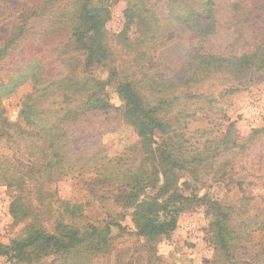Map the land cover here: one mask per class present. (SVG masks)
Wrapping results in <instances>:
<instances>
[{
    "label": "rangeland",
    "instance_id": "rangeland-1",
    "mask_svg": "<svg viewBox=\"0 0 264 264\" xmlns=\"http://www.w3.org/2000/svg\"><path fill=\"white\" fill-rule=\"evenodd\" d=\"M171 1L85 0L82 5L87 8L108 10L100 41L105 52H98L85 68L86 49H62L69 38L73 40L71 26L63 23L66 28L60 33L51 27L65 0H0V46L22 18L34 22L13 54L14 61L33 55L50 79L64 76L65 66L74 63L70 67L77 77H83L84 70L104 85L112 106L88 114L81 123L62 125L71 144L69 156L86 168L58 175L43 165L34 166V126L20 116L23 101L34 91L30 78L1 98V114L15 124L9 139L0 138V248L8 254H0V264H222L214 262L207 239L211 221L207 209L215 201L246 208L243 219L252 233L245 241L253 249L260 248L264 240L257 229V222L264 221V70L194 76L191 57L195 53L237 56L251 50L255 40H264V0H241L243 8L237 12L232 5L238 0H214V28L205 37H197L192 28L172 17L170 11L176 6ZM71 2L72 12L82 6L80 0L67 4ZM138 9L153 17L154 37L142 33L136 17L124 27L126 13ZM35 10L42 16H35ZM201 20L204 26L210 23ZM84 42H89L88 37ZM63 52L66 57H61ZM13 67L7 64L6 72ZM1 79L6 82L4 74ZM125 80H132L137 88L146 86L151 103L162 98L156 114L167 124L164 132L147 137L128 121L116 91ZM168 151L180 167L160 158ZM131 175L137 180L131 179L125 188L121 184ZM174 193L195 196L176 214L174 228L166 235L142 232L134 216L137 205L155 198L164 206ZM157 216L165 219L161 211ZM90 226L108 228V247L102 253L83 245L81 252L66 255L56 247L64 229L81 235ZM32 228L53 236L51 246L17 254L12 247ZM14 253L19 257L13 258Z\"/></svg>",
    "mask_w": 264,
    "mask_h": 264
},
{
    "label": "trees",
    "instance_id": "trees-1",
    "mask_svg": "<svg viewBox=\"0 0 264 264\" xmlns=\"http://www.w3.org/2000/svg\"><path fill=\"white\" fill-rule=\"evenodd\" d=\"M69 1L65 0L66 4H64L62 11L55 16L54 24L51 27L55 33H60L66 28L62 26L63 23L71 26L73 40L69 38L68 43L62 49L72 48L74 51L86 49L88 52L84 59V67L87 68L92 64L98 52H105L102 45L100 46V41L103 33V21L108 10L104 6L87 8L82 5L85 0H80L82 6L72 12L71 8L74 5L72 2L67 4ZM171 3L176 6V10L170 11L172 17H175L181 26L192 28L197 37H205L213 30L214 0H173ZM240 3L241 0H238L232 5L234 12L240 9ZM241 8L243 7L241 6ZM35 12L37 13L35 14ZM35 12L34 15L38 17L43 14L37 10ZM70 17H73L74 20ZM134 17H136V23L138 28H141L142 33L147 37L150 34V38L154 37L153 33L157 28L150 23L153 17L150 14L143 15L139 9L134 10V13L129 14V11L126 13L127 22L124 27L127 29ZM68 18L69 21L71 19V23L68 22ZM201 19H209L210 23L204 26ZM33 28V20L29 21L22 18L14 26V30L5 45L0 46V100L13 93L22 81L30 78L34 91L23 101L20 116L26 124L34 126V166L43 165L46 167L44 170L50 168L51 171L53 169L57 171L58 175L65 172L81 173L86 168V164L71 157L72 155L69 156L71 144H68V134L62 125L81 123L80 121L88 114L92 115L96 111H105L112 106L104 92V85L94 80L84 70L82 72L85 75L77 77L75 68L70 67L74 63L65 66L67 72L64 76L50 79L45 75L39 61L34 59L33 55H24L23 60L18 56L17 60L14 61L13 54L19 50V44L25 40L26 35ZM125 30L122 31L123 33L120 32V35L124 36ZM163 31L164 29L161 32L158 30V33ZM55 35L60 41V35ZM86 37L89 39L88 43L84 42ZM62 43L61 41L60 44ZM9 50L13 53H9ZM65 55L66 53L63 52L61 57H66ZM191 58L194 64V76L195 73L204 75L207 72H213L239 75L244 74L247 70H264V40H255L251 50L237 56L195 53ZM96 61L100 62V59L96 58ZM7 64L14 66L9 72H6ZM3 74L5 83L1 79ZM186 80L189 79H185L184 82ZM145 87L137 88L132 80H125L117 85L116 91L124 102V115L128 121L136 129H139L141 135L148 137L164 132L167 124L156 114L159 112L158 107L162 98H156V103H151L148 90ZM14 124L9 122L0 112V138L3 136L10 137L9 129ZM160 158L174 166L180 164L169 151L165 155L162 153ZM40 160H44L43 164L40 163ZM44 170L42 172H45ZM136 177L134 175L128 176V181L121 185L125 188L129 187V181L134 178L133 180L136 182ZM129 192L130 190L126 195ZM194 200L195 196L183 197L174 193L165 200L164 206L158 205L155 198L139 204L134 213L137 225L140 226L142 232L150 236H154L156 233L166 235L174 228L176 214L188 207ZM197 201L200 200L195 202L197 203ZM207 210L208 213L210 211L211 217L207 239H209V244L214 250V262L222 264H264V240L261 241V246L257 249H253L249 242L245 241V237H249L252 231L247 230L248 222L243 219L246 210L244 206H233L225 202L215 201L210 203ZM160 211L164 213V220H159L157 216ZM107 223V225L115 224L121 227L118 222ZM257 225V229L262 230L264 234V221H258ZM105 228L108 230L107 226L101 229L90 226V231L81 235L78 232H70L64 229L65 232L60 238L62 242H59L56 247L66 255L81 252L83 248L89 246H92L95 252L102 253L108 247ZM53 238V236L46 235L42 230L32 228L22 239L15 242L16 246L12 247V250L17 254H23L33 248L34 250L40 247L49 249L52 243L50 241ZM83 245L86 247H82ZM2 250L3 248H0V254L7 256V252ZM12 257L18 258L19 256L14 253Z\"/></svg>",
    "mask_w": 264,
    "mask_h": 264
}]
</instances>
